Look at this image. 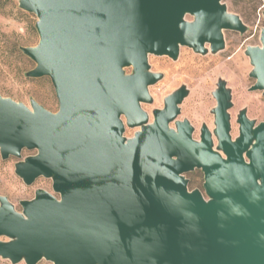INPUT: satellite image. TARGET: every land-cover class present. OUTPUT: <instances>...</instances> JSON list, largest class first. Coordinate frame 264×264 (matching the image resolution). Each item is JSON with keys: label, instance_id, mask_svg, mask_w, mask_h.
I'll list each match as a JSON object with an SVG mask.
<instances>
[{"label": "water", "instance_id": "water-1", "mask_svg": "<svg viewBox=\"0 0 264 264\" xmlns=\"http://www.w3.org/2000/svg\"><path fill=\"white\" fill-rule=\"evenodd\" d=\"M37 16L39 42L22 46L36 62L29 77L49 76L54 112L0 92V153L22 157L28 185L52 180L16 209L0 194V257L37 264H264V120L243 108L232 135V89L213 91L215 127L194 137L179 119L190 89L181 85L150 113L161 79L150 55L177 60L182 46L203 55L225 49L226 30L248 25L223 0H18ZM191 15L193 18L188 19ZM264 15V12H263ZM262 45H249L264 94ZM131 69V71H128ZM174 123L175 126H172ZM137 128L126 136V128ZM202 169L204 191L188 172Z\"/></svg>", "mask_w": 264, "mask_h": 264}, {"label": "rangeland", "instance_id": "rangeland-1", "mask_svg": "<svg viewBox=\"0 0 264 264\" xmlns=\"http://www.w3.org/2000/svg\"><path fill=\"white\" fill-rule=\"evenodd\" d=\"M223 1L231 12L239 14L248 25L245 33L225 31L224 50L203 55L194 52L190 47L182 46L177 60L153 54L149 57L152 70L164 74L163 79L150 87L153 102L143 104L144 109L150 113V120H153V109L162 108L164 98L185 84L190 93L180 105L181 113L178 118H188L191 121L195 127V138H200L203 124H207L211 130L215 127L212 108L217 101L213 91L219 79L226 80L227 86L232 89L234 105L230 112L233 137L239 134L237 115L241 109L246 108L248 116L257 123L264 120V94L261 90H250L255 79L249 75L253 66L245 53L249 45H262L260 38L264 28V0ZM187 18L193 17L188 15ZM37 19L35 13L21 8L18 0H0V92L3 96L23 102L29 107L31 99L34 98L47 109L56 112L59 109V101L51 78L26 75L27 71L36 66V62L26 55L21 47L38 44ZM136 130L137 128L127 127L125 135L133 136ZM34 153L36 150L24 149L22 157L10 156L7 159H3L0 153V194L6 195L19 211H22L20 201L33 198L38 188L53 192L50 178L41 176L28 185L15 172V164ZM186 176L190 179V189L200 188L204 191L202 169L197 168ZM0 238L6 239L4 236ZM0 264L26 262L22 260L13 263L10 259L0 257ZM37 264L54 263L42 259Z\"/></svg>", "mask_w": 264, "mask_h": 264}, {"label": "flooded vegetation", "instance_id": "flooded-vegetation-1", "mask_svg": "<svg viewBox=\"0 0 264 264\" xmlns=\"http://www.w3.org/2000/svg\"><path fill=\"white\" fill-rule=\"evenodd\" d=\"M217 83H218V82H217ZM252 85H253V84H252ZM252 85H251V86H252ZM251 86H250V87H251ZM216 88H217V87H216ZM216 88H215V89H216ZM172 124H174V123H172ZM172 126H175V125H172ZM4 237H6V236H4ZM0 239H1V238H0ZM2 240H8V237H6V239H2Z\"/></svg>", "mask_w": 264, "mask_h": 264}]
</instances>
